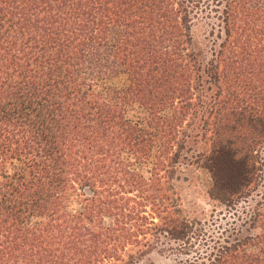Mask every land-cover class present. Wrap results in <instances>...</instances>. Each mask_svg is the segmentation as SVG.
<instances>
[{
    "label": "trees",
    "instance_id": "16d2710c",
    "mask_svg": "<svg viewBox=\"0 0 264 264\" xmlns=\"http://www.w3.org/2000/svg\"><path fill=\"white\" fill-rule=\"evenodd\" d=\"M206 10L224 37L204 62L189 25ZM100 51L123 91L89 79ZM192 139L218 196L254 190L264 0H0V264H136L158 248L264 264V228L201 257L172 187Z\"/></svg>",
    "mask_w": 264,
    "mask_h": 264
},
{
    "label": "rangeland",
    "instance_id": "374dc122",
    "mask_svg": "<svg viewBox=\"0 0 264 264\" xmlns=\"http://www.w3.org/2000/svg\"><path fill=\"white\" fill-rule=\"evenodd\" d=\"M215 16L214 12L206 10L195 15L189 25L190 46L204 62L212 58L214 50L218 49L224 37L215 26L219 24ZM97 60L98 65L93 63L90 66L92 70L88 72L89 79L99 77L102 85L123 91L128 85V77L115 63V59L109 52L100 51ZM189 144L192 151L184 154V159L191 162L180 160L178 163L172 182L173 198L180 217L195 223L196 230L203 233L196 248L202 253L201 257H204L205 253L225 239L240 235H256L264 228V221H252L254 210L260 209L264 213V148L260 152L261 173L257 186L247 197L230 203L226 197L218 196L213 189L209 173L197 164L196 160L191 159L192 156L204 151V144L193 139ZM142 171L144 172L143 169ZM179 261L181 258L177 253L158 248L142 257L136 264H178Z\"/></svg>",
    "mask_w": 264,
    "mask_h": 264
}]
</instances>
